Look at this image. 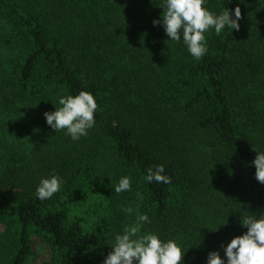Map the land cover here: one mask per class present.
I'll use <instances>...</instances> for the list:
<instances>
[{
    "label": "trees",
    "instance_id": "trees-1",
    "mask_svg": "<svg viewBox=\"0 0 264 264\" xmlns=\"http://www.w3.org/2000/svg\"><path fill=\"white\" fill-rule=\"evenodd\" d=\"M161 2L0 0V264H36L38 242L49 264H103L128 206L186 249L182 264H207L264 213L251 164L264 151V0H207L239 6L240 27L206 32L199 60L153 25ZM81 90L96 123L74 141L44 113ZM158 164L171 183L143 179ZM53 173L60 191L37 199ZM122 176L131 190L117 194Z\"/></svg>",
    "mask_w": 264,
    "mask_h": 264
},
{
    "label": "clouds",
    "instance_id": "clouds-1",
    "mask_svg": "<svg viewBox=\"0 0 264 264\" xmlns=\"http://www.w3.org/2000/svg\"><path fill=\"white\" fill-rule=\"evenodd\" d=\"M206 2L207 0H162L159 3V7L163 9L161 18L153 20L154 26L162 25L169 40L177 43L182 41L196 60L207 52L206 32L211 29L219 35L226 27L231 30H239L240 27L239 6L232 10L233 16L228 8L219 13L210 11L205 7ZM54 105V111L44 113L46 123L56 133L63 130L74 141L86 136L96 123L94 113L97 102L88 91L61 95L58 99L59 107ZM256 151L257 155L251 164L255 166V179L264 184V151ZM146 173L143 179L148 183H171L163 164L147 168ZM61 185L62 178L55 173L42 177L35 195L41 201L49 200L60 191ZM130 190L129 176H122L114 187L117 194ZM137 198L142 200L143 196L138 192ZM123 211L129 217L135 213V219L126 223L121 232L113 236L109 243L112 250L104 258L103 264H182L186 249H182L178 241L162 240L155 232L142 231L143 225L150 222L146 213H140L131 206L125 207ZM241 224L247 227V231L233 237L224 246V257L219 251H210L207 264H264V213L259 217L245 216L241 219Z\"/></svg>",
    "mask_w": 264,
    "mask_h": 264
},
{
    "label": "rangeland",
    "instance_id": "rangeland-1",
    "mask_svg": "<svg viewBox=\"0 0 264 264\" xmlns=\"http://www.w3.org/2000/svg\"><path fill=\"white\" fill-rule=\"evenodd\" d=\"M34 251L37 258L36 264H49V260L51 257L48 248L38 242L35 246Z\"/></svg>",
    "mask_w": 264,
    "mask_h": 264
}]
</instances>
